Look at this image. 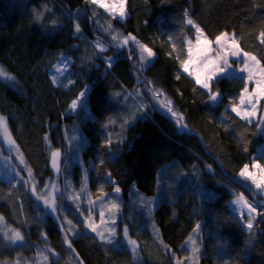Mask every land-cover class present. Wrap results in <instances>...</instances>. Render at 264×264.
Returning a JSON list of instances; mask_svg holds the SVG:
<instances>
[{
	"label": "trees",
	"instance_id": "trees-1",
	"mask_svg": "<svg viewBox=\"0 0 264 264\" xmlns=\"http://www.w3.org/2000/svg\"><path fill=\"white\" fill-rule=\"evenodd\" d=\"M127 10L129 17L121 22L86 0H0V66L18 81L11 87L0 80V114L7 117L37 186L43 189L55 175L52 149L69 151L67 129L81 125L77 152L90 168L91 190L103 195V188L110 195L119 186L121 198L127 201L135 200L134 189L148 196L159 194L162 200L155 221L162 240L178 258L189 257L181 245L194 235L195 225L203 223L197 244L202 252L199 264H264V216L248 231L230 205L236 193L264 205V194L239 175L246 164L249 168L255 161L264 164V125L249 123L229 109V98L238 102L244 80L217 78L213 88L221 93V102L213 105L206 90L182 71L176 59L183 42L195 37V29L185 23L187 11L209 38L235 32L240 46L264 62V45L259 40L264 0H127ZM98 18L110 20L124 36H137L155 52L154 62L138 72V52L116 47L106 27H98ZM76 23L80 33L75 31ZM97 39L106 52L96 48ZM65 56L73 61L74 83L68 88L62 86L65 81L58 86L51 79ZM106 57L114 59L111 68ZM137 77L163 89L191 131L182 130L171 115L155 109L144 97L134 95L125 102L113 95L146 87L138 84ZM85 85L91 90L87 111L71 112V100ZM141 102L149 105L143 114L134 107ZM133 113L135 121L122 131L123 119ZM109 117L116 123L105 128ZM109 133L111 149L106 146ZM119 139L123 143L117 144ZM101 158L104 165L99 163ZM82 163L75 166L77 181L82 180ZM172 168L176 175L166 179L164 174ZM43 212L23 180L17 184L0 179V216L26 238L24 245L12 246L0 235V264L34 262L45 234L55 250L67 252L60 225L51 216L43 218ZM132 223V235L142 246L140 264H175L171 251L144 219L135 217ZM72 244L84 264H137L130 251L101 244L93 235L76 237Z\"/></svg>",
	"mask_w": 264,
	"mask_h": 264
},
{
	"label": "snow or ice",
	"instance_id": "snow-or-ice-1",
	"mask_svg": "<svg viewBox=\"0 0 264 264\" xmlns=\"http://www.w3.org/2000/svg\"><path fill=\"white\" fill-rule=\"evenodd\" d=\"M88 4L96 5L99 8L104 9L107 13L110 14L112 19L119 18L124 20L127 18L126 4L127 0H86ZM185 23L187 25L192 26L195 29V37L194 44L193 39H186L183 42V47L177 52L176 59L180 64V68L184 73H187L188 76L192 77L194 83L198 85L201 89L206 90V95L208 96V100L213 105H218L221 97V93L218 89L213 88L212 81L216 80L217 77L221 79H240L246 80L244 88L242 89L239 104H233L230 106V110L236 114V116L241 119L251 123L252 118L257 115V105L259 104L261 99H264V62L261 59H258L257 55L252 52L245 51L239 43L238 38L236 37L235 32L229 34L228 32H221L219 35H216L214 39H208L207 35L204 33V30L196 24V22L189 16L188 12L184 13ZM76 33L81 32L80 24H75ZM105 32L109 33L111 40L116 42L115 46L118 48H123L128 46L130 43L133 46L129 51L135 50L138 52V60H139V68L137 71H143L146 69L152 62V58L155 56V52L152 48L148 47L146 44H143L132 34H128L124 36L121 33H118L111 24H108L104 29ZM169 42L171 43V47L173 51H177V44L173 42V37H168ZM259 40L262 45H264V30H261L259 33ZM215 45V48L213 47ZM96 48L99 49L100 52H106L107 48L103 45V43L97 39L95 42ZM181 53L184 54V58H181ZM214 53V55H212ZM171 55V53H169ZM131 58V57H129ZM235 58V59H231ZM108 64V67L112 66V57L105 58ZM67 58H65V61ZM239 63L242 66L239 68L233 67L234 64ZM197 65L196 69L190 71L189 69L193 65ZM68 63L64 62L61 65L55 66V73L52 76V82L61 86L58 83L59 77H63L64 73L68 69ZM245 74V75H239ZM177 79H180V74L178 73L176 76ZM0 80H3L5 83H8L11 87H16L18 81L15 76L10 74L3 66H0ZM138 84H144L146 87L144 90H141L139 87L135 89V92H116L113 95L117 98H120L123 101H128L129 98L133 97H143L145 92L150 93L151 99L156 102V106H159L161 109L166 110L167 113L174 118L175 123L180 126L182 130L191 131L188 128V124L185 121L184 115L176 110L174 107L173 101L167 94L163 91V89H158L152 81L147 79L141 80L137 77ZM74 81L70 79H66V82L62 85L65 88L70 87ZM249 83H254V87L251 92H249ZM195 90V89H194ZM90 88L88 85H85L83 90L80 91L77 96L71 100L69 105V110L71 112H75L78 109L87 111V104L89 99ZM247 105V106H245ZM136 112L145 113L149 105L147 103L141 102L138 106L134 105ZM228 112V109H225V113ZM136 119V114H130L129 117L124 118L120 127L122 131H126L127 127L130 126ZM116 121L109 117L108 122L104 125L105 128L110 125L115 124ZM261 124H264V117L260 120ZM0 139H6L9 145V151H15L17 158L19 159V163L24 165V171L27 172V179L23 176H20V179L16 180V183L19 184L21 180H23L26 186H29V191L32 195L36 197L38 201H42L43 205L51 210L52 213L57 211L59 207L56 204V196L59 193L61 196L63 192L58 187L55 182H49L44 185V188L40 193L36 191V183L30 181H34L33 170L29 167L24 159L23 153L20 151L19 145L16 144L15 140L11 137L10 129L8 127L7 117L0 114ZM47 140V137H45ZM73 139H78V137H73ZM71 144V141L69 142ZM113 140L111 139V133L108 134V138L106 139V146L111 149V145ZM117 144L123 143V139H119L116 141ZM245 151L247 149L245 148ZM52 168L55 170L57 175L61 172L60 161L62 158L61 151L59 149L52 150L50 153ZM99 163L101 165L105 164L103 158L100 159ZM253 167L256 169H260V174H254L249 171V166L246 164L244 168L240 171L239 175L241 177H245L250 180L251 183L255 186L256 189H264V166L259 163H254ZM209 168L211 166L209 165ZM13 171L16 172L17 175L20 174L19 169L13 168ZM108 177H111V172L107 173ZM68 187H71L70 182L67 184ZM100 192L103 196H107V193L103 192V188L100 189ZM114 193L120 194L121 188L119 186H114ZM84 194L88 198V202L91 205L94 203L91 200V194L87 188V171L85 170V178L84 182L81 185L80 192L74 193L70 197L73 201L79 199V197ZM139 203L143 210H145L148 216H151L154 208H155V198H146L137 193ZM110 204V208L108 209L112 213L111 225H115V217L120 212L121 204L118 200L113 197L108 201ZM232 204L238 206L239 214L241 218L245 216V210H247L248 219L245 221V227L247 230L251 231L253 229V221L256 216L261 215L264 216V211H258V206L260 208H264V205H261L259 201L256 204H252L248 201V199L244 196L243 193L236 194L235 199L232 201ZM79 207V204L76 205ZM107 207V205H105ZM91 214L92 209H88ZM100 223L104 225L103 229H99L98 225L94 223L87 222V227L91 229L93 233L99 238L101 242L106 244H116V229L114 226H110L105 222V212L103 208L99 212ZM68 224L71 225V221H68ZM7 225L4 223L3 217L0 216V233L3 234L4 238L9 241L11 244L15 245L17 242L21 244L24 242V235L17 229L11 228L5 231ZM154 235L159 239V229L155 227L153 223ZM201 226L199 223L195 225L193 230L194 235H189L184 245H181L182 248L190 247L191 257L178 258L175 257V253H172L175 264H184L185 260L189 261V264H198L200 248L197 246L196 237L199 236ZM71 231V229H69ZM107 233V235H106ZM76 235V233H73ZM123 235L126 240V243L131 246V252L133 255H138L139 244L136 240L132 239L129 236V228L127 225L123 228ZM47 240L45 234V241ZM64 243L67 245L69 249L72 248V242L68 239L67 233L64 236ZM163 244V241H160ZM167 250L168 246L163 245ZM53 255H55L54 250H50ZM38 255L41 257L44 264L48 262V255L44 254L43 250H41Z\"/></svg>",
	"mask_w": 264,
	"mask_h": 264
},
{
	"label": "rangeland",
	"instance_id": "rangeland-1",
	"mask_svg": "<svg viewBox=\"0 0 264 264\" xmlns=\"http://www.w3.org/2000/svg\"><path fill=\"white\" fill-rule=\"evenodd\" d=\"M126 11H127V18L126 19L121 20L119 18H116V20H120L121 22H126V20L129 17V13L127 10V4H126ZM104 12L110 17L109 13H107L105 10H104ZM96 19H97V17H96ZM102 20H103V22L106 23L105 25L102 23ZM102 20L98 18V20H97L98 27H101V25H103L104 27H107L108 24H111L112 27H114L113 23H111L110 20H108V19H102ZM118 33H120V32H118ZM228 33L231 34L230 32H228ZM132 35L135 36L134 34H132ZM135 37L139 41H141L137 36H135ZM207 38L211 39L208 36H207ZM114 43H116V42H114ZM193 44H194V39H193ZM131 47L133 48V46L130 43L128 46H125L123 48H131ZM213 47L215 48V45H213ZM101 53H104V52H101ZM132 54L133 53H131V55ZM212 55H214V53H212ZM65 58H67L66 61H65ZM155 59H156V54L152 58L151 64L154 62ZM231 59H235V58H231ZM64 62H67L69 66H68L67 71L64 73V76L59 77V80H58L59 84L63 83L64 81L66 82V79H70L73 81L72 75H71L73 61L70 58L65 56L58 62V64L62 66V64ZM113 63H114V59L112 58V65H113ZM106 64H107V61H106ZM135 65L139 67V60L138 59L135 60ZM107 66H108V64H107ZM241 66L242 65L239 63H236L233 65V67H235V68H239ZM196 67H197V65L194 64L189 70L193 71L196 69ZM53 74H56L55 68L51 72V79H52ZM239 75H245V74H239ZM217 78H219V77H217ZM214 81H212V84L214 83ZM244 81H245V83H247L246 80H244ZM55 85H57V84H55ZM248 87H249V92H251L253 87H254V83H249ZM141 89L144 90L145 87L144 88L142 87ZM143 97L145 100L153 102V106L155 107V109L159 110L160 112H162L166 115H170L169 113L166 112V110H163L159 106H156V102L151 99L150 93L145 92ZM229 99L232 103L231 105H233V104L238 105L239 104V100H238V102H236L237 100L235 101L233 98H229ZM150 102H149V104H150ZM245 106H247V105H245ZM262 117H264V99H261L259 104L257 105V115H256V117L252 118L251 123L260 122ZM79 126L81 127V125H79ZM79 126L77 125L76 127H72V128L67 129V132H66L67 133V140H68V143L71 141V144L69 143V146L71 149L67 152L61 151V154H62V170H61L59 175H54L48 181V183L49 182H55L58 185V187L61 189V191L63 192L62 196L59 193H57V196H56V204L59 206L57 208V211L55 213H52L49 208H47L43 205L42 201H38L36 199V197L33 195L34 199H35L38 207L41 208L45 212V213L43 212V215H42L43 218H45L46 216H51L53 218V220H55L60 225L62 233H63V240H64L65 233H67L68 239H70L71 242L74 238L79 237L81 235H93L96 237V239L101 244L110 245V244H106L104 242H101L99 240V238L96 236V234L93 233L91 231V229H89L87 227V223H86V221L94 223L95 225L99 226V229H103L104 225L100 223V217H99V212L103 208V210L105 212V217H104L105 222L107 224H109L110 226H114L116 229L117 235H116V237H114V239L116 240V244H114V245L116 247L117 246L123 247L124 249L131 252V250H130L131 246L126 243V240H125L124 235H123V228L125 225H127L129 228V236L132 239L136 240L139 244L138 255H134V256L136 258L137 264H140L141 258H142V246H141V243L139 242V240L132 235V231H134V229H135L134 223H132V221L135 217L144 219V221L146 222V227H148L150 229L151 233L154 235L153 223H154L155 227L159 229V227L157 226V223L155 221V213H156V209L158 208V205L160 204V202L162 200L161 196H159V194H157L155 196H148V195H145L144 193L134 189V191H137V193H139V195H142L146 198H155L156 204H155L154 211H153L151 216H148L147 212L142 209V207L139 203V200H138V196L135 197V200H128L127 201V199L124 196H123V198H124L123 199V198H121L120 194H115L114 192L110 195H107V196L97 195L95 192H93L91 190V187L89 186L90 168L84 162L82 154L79 157L80 154H79V152H77V149H79L77 140L81 139V135H80L81 130H80ZM8 127L10 129L11 137L14 139V136H13V133H12L11 128L9 126V123H8ZM74 136L78 137V139H73ZM15 142H16V140H15ZM73 151H76V155L74 153H72ZM67 156H68V158H67ZM75 157L77 160H75ZM65 158H67V160ZM77 163H82L81 168H80L82 180L79 179L78 181L74 179L75 166L77 165ZM254 163L260 164V162H256V161ZM253 164H252V167L249 168V171L253 172L254 174L259 175L260 169L254 168ZM261 165H262V162H261ZM262 166H264V164ZM14 167L16 169L21 170L19 175H17L16 172L13 171ZM168 167H166V168H168ZM23 169H24V165H21L19 163V159L17 158L15 151H9L8 141L6 139H0V179L6 180V181H15V182H16V180L20 179V176H23L25 179H27V172L24 171ZM85 170L87 171V188H88L89 193L91 194V200L94 202L91 205L88 202L87 196L84 194H82L79 197V199L76 201H73L72 199H70V197L72 195H74V193L80 192L81 185L84 182V178H85ZM176 173L177 172L175 169H173V168L168 169L167 172L164 174V177L166 179L168 178L169 180H171L172 178H174ZM241 178L246 179L245 177H241ZM246 180L249 181V183L251 182L248 179H246ZM32 182H35V180L30 181V184ZM69 182L71 184V187L67 186V184ZM159 186H161V182L159 183ZM41 190L42 189H39V187L36 184L37 193H40ZM257 190H259L262 194H264V189H257ZM236 194H239V193H236ZM113 197H115L118 200V202L121 204L120 212L115 217V225H111L112 213L108 210L110 208V204H108V201ZM248 201L254 205L256 204L255 202H252L249 199H248ZM77 204H79V207L76 206ZM105 205H107V207H105ZM230 205H231L234 213L241 219V221L243 222V225L245 227V221L248 219L247 210H245V216L243 218H241V216L239 214L238 206L232 204V202L230 203ZM89 208L92 209L91 214L88 211ZM258 211H264V209L261 210L260 207L258 206ZM260 218H261V215L256 216L255 220L253 221V229L255 228L256 222ZM68 221H71V225L68 224ZM4 223L7 225V223L5 221H4ZM202 225H203V223H200V226H202ZM11 228H13V227L7 225V228L4 230L7 231L8 229H11ZM69 229H71V231H69ZM73 233H76V235H73ZM206 234H207V238H208L209 233L207 232V230H206ZM206 234H205V236H206ZM0 235L9 245H12V246H18V245L21 246V245H24L26 243L25 236H24V242L22 244L20 242H17V244L13 245L4 238L2 233H0ZM106 235H107V233H106ZM199 235H200V233H199ZM212 237L214 239L218 238L216 234H213ZM43 238L44 239H43L42 247L40 250H38L37 253H39L41 250H43L44 254L48 255L49 259H48L47 264H84L82 259L79 256V254L74 249L73 244H72L71 249H69L67 247V245L65 244L67 252H65V254H60L57 250H55V248L51 244L48 237H47L46 241H45V235L43 236ZM196 239H197V244H198V241H199L198 237H196ZM157 240H159V241L162 240L160 230H159V239L157 238ZM111 245H113V244H111ZM162 245H167V244H165L163 241ZM220 246H222V244H220ZM190 247L191 246H188V248H184L185 252L189 255V257H191V255H192L190 252ZM168 249L171 251V253H175L171 248L168 247ZM50 250H54L55 255H53ZM201 254H202V252L200 251L198 264L200 263V255ZM223 254H224V250L220 249L219 255L222 256ZM175 257H177V256L175 255ZM174 262H175V259H174ZM23 264H44V262L42 261L41 257L38 255L37 259L34 262L23 263Z\"/></svg>",
	"mask_w": 264,
	"mask_h": 264
},
{
	"label": "water",
	"instance_id": "water-1",
	"mask_svg": "<svg viewBox=\"0 0 264 264\" xmlns=\"http://www.w3.org/2000/svg\"><path fill=\"white\" fill-rule=\"evenodd\" d=\"M220 99H221V97H220ZM264 124H262V126H263ZM60 167L62 168V158H61V161H60ZM52 168V167H51ZM52 171H53V173L55 174V175H57V173L55 172V170L52 168ZM60 174V173H59ZM58 174V175H59Z\"/></svg>",
	"mask_w": 264,
	"mask_h": 264
}]
</instances>
